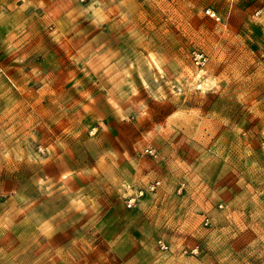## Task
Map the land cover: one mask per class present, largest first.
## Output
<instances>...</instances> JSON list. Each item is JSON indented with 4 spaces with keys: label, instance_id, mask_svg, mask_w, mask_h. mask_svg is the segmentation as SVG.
I'll return each instance as SVG.
<instances>
[{
    "label": "rangeland",
    "instance_id": "374dc122",
    "mask_svg": "<svg viewBox=\"0 0 264 264\" xmlns=\"http://www.w3.org/2000/svg\"><path fill=\"white\" fill-rule=\"evenodd\" d=\"M72 2L76 16L81 10L89 9V17L93 13L94 17H105L101 29L109 34L108 40L100 38L95 47L80 45L74 52L73 63L63 56L60 58L62 63L49 67L53 70L48 73L47 81H57L51 99L34 103L31 96L32 105L18 100H15L17 103H5L6 96L12 98V94L17 93L12 81L29 80L27 88L34 91L46 73L34 72L25 76L17 72L14 80L3 75L12 89L10 93L7 86L1 89L4 95L0 94V126L11 127L9 120L12 123L20 121L21 126L31 125L35 120L37 141L29 137L25 142L16 137L20 140L18 147L23 158L14 156L5 160L0 157V223L11 221L7 229H0V248L4 249L0 264H5L4 257L11 258L8 264H155L162 236L167 237L165 243L171 248L172 230L158 224V215L164 211L160 201L171 202L176 193L145 190L140 197L144 202L143 208L136 204L129 208L125 202H117L119 197L114 191V182L106 176L108 161L98 155L101 148L123 155L124 145L134 144L135 150L130 154L137 160L139 168L128 165V170L133 176L138 171L147 174L153 157L144 158L142 152L150 142L154 146L156 141L146 139L148 121L137 117L140 111L137 98L120 99V92H129L130 89L117 77L108 85L113 91L112 105L106 109L107 114L98 116L88 107L89 97L101 98L99 103H104L100 79L105 78L109 65L123 59V64L116 69L119 71L130 60L135 61L139 53L148 56L153 48L163 50L171 57L186 52L191 59L179 58L185 60L189 69L194 64L191 54L199 51L206 60L215 58L214 75L234 79L239 73L245 78V87L250 89L247 106L239 103L226 106L218 94L215 103L204 109L201 125L196 126L191 123L192 117H185L184 127L172 135L178 134L186 141L185 148L178 151L180 156L198 142L203 145L208 139L213 143L226 140L232 150L231 159L235 167L226 169L221 162L212 177V186L215 187L218 178L241 174L247 182L243 216L237 204L215 200L206 194L207 189H185L177 197L181 201L186 200L184 210L192 228L205 229L201 235L193 237L202 250L211 249V256L204 257L200 264H247L254 261L255 258L248 254L258 256L264 251V149L257 146V142L264 144V135H261L264 133V15H256L253 0H207L206 6L205 0H199L198 4L189 0L187 5L184 0H126L125 4L120 0H70L69 5ZM201 6H205V11L210 8L220 16L219 26L215 21H210L213 24L211 28L207 23L198 27L193 25V16H199ZM125 17L132 23H126ZM145 36L150 43L142 39ZM55 56L48 55L47 60L54 63ZM143 70H147L146 66ZM176 71L179 69L174 66L169 68L172 76ZM132 79L138 87L141 86L135 71ZM71 101L78 104L68 111V115H57L62 108L67 110ZM117 105L131 110L129 121L118 123ZM226 107L233 115L235 125L243 129L240 141L246 140L247 146L236 143L233 148L237 134L218 126L213 119ZM100 119L108 126V131L102 137L97 132L100 139L96 144L85 147L73 141L74 132H79L81 127L99 128ZM40 120L43 126L39 124ZM49 128L55 131V137H51ZM82 136L86 138L88 133L84 132ZM157 140L165 143L160 135H157ZM37 143L48 152L40 154L42 162L29 163L27 157L38 151ZM16 146L13 141L0 146V151L4 147ZM160 167L165 166L161 163ZM89 172H94V175L90 176ZM122 173L123 168L116 172V176ZM39 181L45 182L43 186ZM85 208L88 210L81 211ZM214 216L217 217V226L230 227L235 236L217 232L221 239L213 238L212 224H202L200 220L211 221ZM228 235L227 242H224ZM147 256L151 260L146 259ZM171 264H179V261L173 260ZM255 264L261 262L255 261Z\"/></svg>",
    "mask_w": 264,
    "mask_h": 264
},
{
    "label": "clouds",
    "instance_id": "9594fccd",
    "mask_svg": "<svg viewBox=\"0 0 264 264\" xmlns=\"http://www.w3.org/2000/svg\"><path fill=\"white\" fill-rule=\"evenodd\" d=\"M184 2L187 5L189 0H184ZM192 2L198 4L199 0H192ZM120 3L125 4L126 0H120ZM206 3L207 0H205V6ZM205 6L199 8L198 17L193 16V25L198 27L201 23H207L211 28L213 24L210 21H215L216 26H219L220 16H217L214 12L210 13V10L205 11ZM253 7L257 9V16L264 15V0H253ZM28 8L33 9L32 16L38 21L46 25L51 23L49 17L52 13L49 11L48 0H24L22 10ZM88 12L89 9H83L78 15H84L85 19H91L93 24L99 26V21L89 17L87 15ZM68 15L71 17V13ZM2 16L3 11L0 10V17ZM125 21L128 24L132 23L127 17H125ZM56 31L59 32V29ZM53 34L55 35V33ZM133 35H136V33L133 32ZM142 39L146 43H150L146 36ZM15 47L17 45L10 44V48ZM180 56L191 59L186 52L171 57L167 52L153 48V50L149 51L148 56L139 53L135 61L130 60L127 66L119 71H116V69L123 64V59L117 60L115 64L109 65L105 70V78L100 79L104 103H99L101 98L93 99L89 97L88 105L89 109L96 112L98 116L106 115V109L112 105L111 95L113 91L108 85L119 77L120 83L122 85L127 84L130 89L129 92H120V99L130 100L132 97H136L140 108L137 117L148 121L149 130L146 139L156 141V143L153 146L150 142L149 147L144 148L142 152L144 158L153 157L150 161L152 166L147 169L146 175L138 171L133 176L128 170V165L139 168L137 160L130 154L135 150L136 145L134 144L124 145L123 155H119L115 151H105L102 148L98 150V155L101 159L108 161L106 176L114 182V191L119 197L117 202H126L129 208L133 207L134 204L143 208L144 202L140 200V197L145 190L150 193L153 191L176 193V196L171 197V202L160 201L164 206V211L159 212L158 224L162 225L164 229L172 230L171 248L165 243L167 237L162 236L159 241V251L156 252L158 258L155 264H171L173 260H178L179 264H200L204 257L211 256V249L205 248L202 250L200 243L193 238L201 235L205 229L192 228L190 220L186 219L188 213L184 210L186 200L177 199L185 189H194L195 191L207 189L206 194H210L213 199H223L229 205L237 204L240 215H244V190L247 188V182L243 174L218 178L215 187L213 188L212 186V177L216 174L221 162L226 169L235 167L231 159L232 150L228 148L227 141L217 140L213 143L212 139H208L203 145L198 142L187 148L184 156H180L178 151L181 148H185L186 141L183 137H179L178 134L174 136L172 133L184 127L187 122L184 119L185 117H192V124L201 125L204 119L202 116L204 109L215 103L218 94L226 106L232 103L247 106L250 98V89L245 87V78L240 76L239 73H236L234 79H229L227 76L214 75V57L205 60L199 51L192 53L191 56L195 57V63L189 69L185 60L179 58ZM24 59L25 57H21L19 62L23 63ZM144 66H146V71L143 70ZM173 66L179 69L174 76L169 74V68ZM134 71L139 75L140 87L132 79ZM113 72H115V75H112ZM236 81H241V83H236ZM225 84L226 86H222ZM77 104V101H71L68 109L64 110L62 108L57 115L61 117L67 116L68 111ZM116 114L118 115V123H122L129 121L131 110L120 108L117 105ZM12 119L14 120L15 117ZM213 119L218 126H224L237 134L233 148L236 143H243L247 146L246 140L240 141V134L243 129L235 125L233 115L229 114L227 107L217 113ZM9 124H11V127H7V125L0 126V146L11 144L13 141H15L17 146L4 147V150L0 151V157L5 160L12 159L14 156L22 159L23 157L20 155L18 147L20 140H17L16 137H20L25 142L28 141L29 137L32 141H37V137L34 135L37 126L36 121L33 120L31 125L21 126L20 121L12 123V120H9ZM39 124L43 126V121L40 120ZM99 125V128L91 129L81 127L79 132L72 134L73 141L79 142L85 147L89 144H96L100 139L97 136V132H100L102 137L108 131V126L103 123L102 119L99 120ZM18 127L19 131H17ZM197 130L199 131V127H197ZM48 131L51 137H55V131L51 128ZM84 132L88 133L86 138L82 136ZM157 135L162 136L165 143L161 144L157 140ZM261 135H264V133H261ZM257 146L264 149V144L257 142ZM36 147L38 151L30 153L27 157L29 163L42 162L40 154L48 152V149L40 146L39 143L36 144ZM87 155L85 151V159H87ZM161 163L165 167H160ZM121 168L124 169V173L117 177L116 172ZM89 175H94V172H89ZM38 183L43 186L45 182L39 181ZM255 199L256 197L253 195V200ZM223 207L224 205L222 204L221 208ZM177 208H179V211H177ZM87 210V208L81 209V211ZM222 214L220 213V215ZM216 218L214 216L211 221L202 219L200 223L212 224L211 235L217 240L221 239V237L217 236V232L231 233L234 237L235 233L232 232L230 227H219L216 225ZM10 223L11 221L0 223V229H7ZM228 237L229 235L224 237V242H227ZM3 253L4 249L0 248V256ZM189 253H191V256H189ZM248 255L255 259L247 262V264H255V261H260L261 264H264V251L260 252L258 256L255 253H249ZM185 257H188V259H185ZM4 259L5 264H8L11 258L4 257ZM146 259L151 260V257L147 256Z\"/></svg>",
    "mask_w": 264,
    "mask_h": 264
},
{
    "label": "crops",
    "instance_id": "0c3cea01",
    "mask_svg": "<svg viewBox=\"0 0 264 264\" xmlns=\"http://www.w3.org/2000/svg\"><path fill=\"white\" fill-rule=\"evenodd\" d=\"M50 1L48 2L49 11L52 13L49 17L51 23L46 25L32 16V8L22 10L24 0H0V10L3 11V16L0 17V94L4 95L1 89H5L6 86L9 93L12 89L5 82L4 74L13 79L17 72L25 76H30L34 72L46 73L43 77L45 80L40 78L39 88L34 91L27 88L29 80L12 81L17 93L12 94V98L6 96L5 103L7 101L15 103V100H18L20 103L26 102L32 105L31 96L34 103L51 99V94L55 92L52 89L53 86H57V81H47L48 73L53 70L49 67L56 66L58 62L62 63L60 58L63 56L73 63L74 52L80 45L95 47L99 44L100 38L108 40L109 34L101 29V25L106 21L105 17L103 19L94 17L93 13L91 18L99 21L97 26L91 22V19L87 21L85 17L75 15L74 2L69 5L70 0ZM48 26L52 29L51 31L48 30ZM57 29L59 32L56 31ZM10 44L17 47L10 48ZM48 55L59 56H55L52 63L47 60ZM21 57H25L23 63L19 62ZM35 93L37 95L33 96Z\"/></svg>",
    "mask_w": 264,
    "mask_h": 264
},
{
    "label": "built area",
    "instance_id": "2783aa9c",
    "mask_svg": "<svg viewBox=\"0 0 264 264\" xmlns=\"http://www.w3.org/2000/svg\"><path fill=\"white\" fill-rule=\"evenodd\" d=\"M210 10V13H212V12H214V11H212L210 8H207L206 9V11H209ZM215 13V12H214ZM202 56H204V58H205V60H206V56L203 54V53H201V52H199ZM192 59H193V62L195 63V57L194 56H192ZM125 204H126V206H127V203L125 202ZM135 205V204H134ZM133 205V206H134ZM128 207V206H127Z\"/></svg>",
    "mask_w": 264,
    "mask_h": 264
}]
</instances>
